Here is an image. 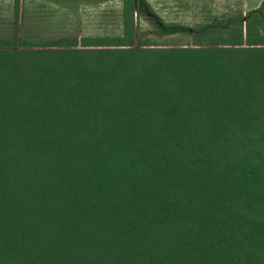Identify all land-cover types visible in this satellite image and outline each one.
<instances>
[{
    "label": "trees",
    "instance_id": "1",
    "mask_svg": "<svg viewBox=\"0 0 264 264\" xmlns=\"http://www.w3.org/2000/svg\"><path fill=\"white\" fill-rule=\"evenodd\" d=\"M0 38V264H264V0L185 43Z\"/></svg>",
    "mask_w": 264,
    "mask_h": 264
},
{
    "label": "rangeland",
    "instance_id": "2",
    "mask_svg": "<svg viewBox=\"0 0 264 264\" xmlns=\"http://www.w3.org/2000/svg\"><path fill=\"white\" fill-rule=\"evenodd\" d=\"M23 38L119 37L123 0H27ZM33 1V2H32ZM263 0H141V32L157 41L185 43L196 26L224 14L248 13ZM13 0H0V38L14 36Z\"/></svg>",
    "mask_w": 264,
    "mask_h": 264
},
{
    "label": "crops",
    "instance_id": "3",
    "mask_svg": "<svg viewBox=\"0 0 264 264\" xmlns=\"http://www.w3.org/2000/svg\"><path fill=\"white\" fill-rule=\"evenodd\" d=\"M27 0H25V10H27L26 6H27ZM33 2V1H32ZM25 14H26V11H25Z\"/></svg>",
    "mask_w": 264,
    "mask_h": 264
}]
</instances>
